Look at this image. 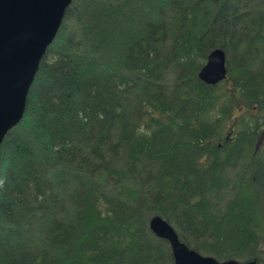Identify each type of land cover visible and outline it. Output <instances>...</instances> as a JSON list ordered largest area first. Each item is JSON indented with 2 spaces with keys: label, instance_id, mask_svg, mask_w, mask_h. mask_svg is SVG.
<instances>
[{
  "label": "trees",
  "instance_id": "trees-1",
  "mask_svg": "<svg viewBox=\"0 0 264 264\" xmlns=\"http://www.w3.org/2000/svg\"><path fill=\"white\" fill-rule=\"evenodd\" d=\"M129 1L101 33L71 0L43 52L0 143V264H171L154 214L203 255L264 264V0Z\"/></svg>",
  "mask_w": 264,
  "mask_h": 264
},
{
  "label": "water",
  "instance_id": "water-1",
  "mask_svg": "<svg viewBox=\"0 0 264 264\" xmlns=\"http://www.w3.org/2000/svg\"><path fill=\"white\" fill-rule=\"evenodd\" d=\"M71 0H0V143L21 119L27 91L39 61L61 24ZM222 49L208 52L196 76L206 84L225 77ZM150 231L168 244L171 264H257L254 260H217L187 247L159 215L147 222Z\"/></svg>",
  "mask_w": 264,
  "mask_h": 264
},
{
  "label": "rangeland",
  "instance_id": "rangeland-1",
  "mask_svg": "<svg viewBox=\"0 0 264 264\" xmlns=\"http://www.w3.org/2000/svg\"><path fill=\"white\" fill-rule=\"evenodd\" d=\"M105 2H107V3H105ZM137 3L138 2L132 4V1H129V0H99V1L98 0H81V2L78 4L79 5L82 4L81 12H82V14L85 13L83 15V17L86 18L87 15H89V16L93 17L94 20L97 19L100 22L99 26L101 27V33H104V32H107V29L109 28V26L110 27H112V26L109 25L108 21L104 20L105 18L103 19L100 16L98 17L99 12H102L103 7L117 8L120 6V10H124V12L126 13V7L125 6H128V4L136 5ZM113 13H115V11ZM92 21H93L92 19H89V20L84 21L83 23L87 24L88 22L90 23ZM139 22H140V18L137 16V11H136V16H130L129 22H125V23L123 22L121 24V29H122V31L132 29V28L136 27L139 24ZM138 28H139V25H138ZM120 37H121V35H118V34L117 35H115V34L111 35L110 39H111L112 45L110 46V48H112L113 45H115V46L117 45V47H119L122 44L121 42L123 40ZM113 53L116 55L119 54V52L117 51V48L115 49V51ZM257 141L258 142L260 141L259 136H258Z\"/></svg>",
  "mask_w": 264,
  "mask_h": 264
},
{
  "label": "bare ground",
  "instance_id": "bare-ground-1",
  "mask_svg": "<svg viewBox=\"0 0 264 264\" xmlns=\"http://www.w3.org/2000/svg\"><path fill=\"white\" fill-rule=\"evenodd\" d=\"M59 29V28H58ZM58 31V30H57ZM56 34H57V32H56ZM56 36V35H55ZM52 42V41H51ZM36 73V72H35Z\"/></svg>",
  "mask_w": 264,
  "mask_h": 264
}]
</instances>
